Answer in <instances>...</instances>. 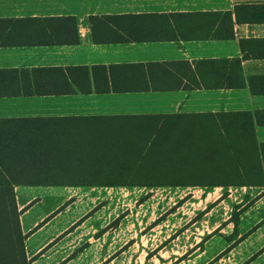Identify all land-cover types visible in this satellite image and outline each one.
Segmentation results:
<instances>
[{"label":"crops","instance_id":"crops-1","mask_svg":"<svg viewBox=\"0 0 264 264\" xmlns=\"http://www.w3.org/2000/svg\"><path fill=\"white\" fill-rule=\"evenodd\" d=\"M0 128L226 139L264 177V0H0ZM108 189L14 187L28 264L98 263L103 221L78 212Z\"/></svg>","mask_w":264,"mask_h":264},{"label":"trees","instance_id":"trees-1","mask_svg":"<svg viewBox=\"0 0 264 264\" xmlns=\"http://www.w3.org/2000/svg\"><path fill=\"white\" fill-rule=\"evenodd\" d=\"M140 131L142 138L126 139L118 153V139H45L19 128H0V264H28L14 195L17 186L197 187L210 191L264 183V177L236 173L238 161L229 155L226 139H143V128L129 135ZM86 141L107 144L102 150L109 143L117 144L97 160L94 151L77 149ZM88 162L91 166L83 167ZM157 163L165 164L164 169L152 168ZM239 206H233L230 216L234 234Z\"/></svg>","mask_w":264,"mask_h":264},{"label":"rangeland","instance_id":"rangeland-1","mask_svg":"<svg viewBox=\"0 0 264 264\" xmlns=\"http://www.w3.org/2000/svg\"><path fill=\"white\" fill-rule=\"evenodd\" d=\"M118 141L119 153L126 139ZM83 144L77 149L94 151L98 160L117 143L104 150L107 144ZM103 193L102 200L78 212L103 221L96 264H264V192L115 187ZM234 205H240L236 234L230 219Z\"/></svg>","mask_w":264,"mask_h":264}]
</instances>
